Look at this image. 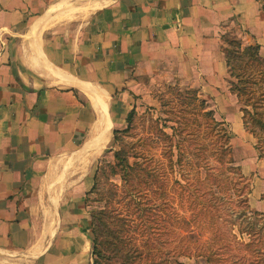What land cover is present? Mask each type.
<instances>
[{
	"label": "crops",
	"instance_id": "1",
	"mask_svg": "<svg viewBox=\"0 0 264 264\" xmlns=\"http://www.w3.org/2000/svg\"><path fill=\"white\" fill-rule=\"evenodd\" d=\"M234 26L264 46L257 0H0V264H91L117 106L160 72L210 89Z\"/></svg>",
	"mask_w": 264,
	"mask_h": 264
},
{
	"label": "rangeland",
	"instance_id": "2",
	"mask_svg": "<svg viewBox=\"0 0 264 264\" xmlns=\"http://www.w3.org/2000/svg\"><path fill=\"white\" fill-rule=\"evenodd\" d=\"M239 30L226 29L222 50L253 44ZM227 71L210 89L160 72L127 90L86 196L91 264H264V161Z\"/></svg>",
	"mask_w": 264,
	"mask_h": 264
},
{
	"label": "trees",
	"instance_id": "3",
	"mask_svg": "<svg viewBox=\"0 0 264 264\" xmlns=\"http://www.w3.org/2000/svg\"><path fill=\"white\" fill-rule=\"evenodd\" d=\"M257 2L260 9L264 11V0H257ZM223 53L227 72L230 77H234L237 81L233 90L237 98L243 101L245 105L241 108L243 123L245 126L250 127V132L257 140L255 147L258 150V157L264 161V147L260 145L261 140L264 138V88H262L264 83V60L260 54V46L258 44L243 46L241 40L236 37L228 41ZM257 84L256 89L254 86ZM211 117L213 125L219 126L220 123L215 117L213 115ZM216 131L218 135L220 132L224 133L223 137L226 135V130L221 127L217 128ZM214 143L215 159L222 162V155L229 147L228 142L225 140L222 142L215 141ZM229 161L231 163V160ZM92 188L88 193L91 192Z\"/></svg>",
	"mask_w": 264,
	"mask_h": 264
},
{
	"label": "bare ground",
	"instance_id": "4",
	"mask_svg": "<svg viewBox=\"0 0 264 264\" xmlns=\"http://www.w3.org/2000/svg\"><path fill=\"white\" fill-rule=\"evenodd\" d=\"M84 88H85V87H84ZM87 90H88V89H87ZM106 137H107V136H105V138L99 140V142H97L96 144H98V145L101 144L100 142H103V141L106 139ZM96 147H98V146H96ZM92 150H93V149H92ZM89 152H90V151H89ZM87 154H88V153H87ZM83 156H84V155H83ZM93 156H94V155H93ZM84 160H85V159H84ZM87 160H88V159H86V161H87ZM84 172H85V171H84ZM51 224H52V223H51ZM51 227H52V226H51ZM51 227H50V228H51Z\"/></svg>",
	"mask_w": 264,
	"mask_h": 264
}]
</instances>
